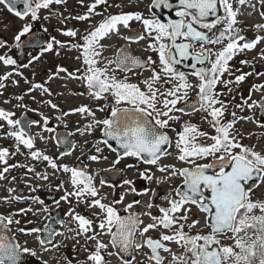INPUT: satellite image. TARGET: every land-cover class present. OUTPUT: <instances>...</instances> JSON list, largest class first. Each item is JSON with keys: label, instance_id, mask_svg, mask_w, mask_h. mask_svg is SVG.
I'll use <instances>...</instances> for the list:
<instances>
[{"label": "snow or ice", "instance_id": "6c2138e0", "mask_svg": "<svg viewBox=\"0 0 264 264\" xmlns=\"http://www.w3.org/2000/svg\"><path fill=\"white\" fill-rule=\"evenodd\" d=\"M78 2L85 12L69 17L53 7L66 5L67 0H0L2 9L20 21L11 43L0 38V66L8 69L0 75V89L6 87L5 81L13 75H23L19 71L21 67L32 68L33 80L25 78L29 87L24 95L39 90L41 97H51L53 93L45 85L60 78L80 81L85 91L74 95H87L102 102L97 104L95 111L80 105L65 112L51 99L31 97L38 106L47 105L59 111L61 114L56 119L64 127H67L64 117L69 115L92 118L83 129L77 127L75 132L49 137L58 145L67 144L71 150L63 151L60 156H70L77 145L68 139L69 136L76 133L91 136L99 129L100 138L91 148H84L87 139L80 146L82 151L77 160L82 166L58 163L60 156L54 159L36 148V137L30 132L33 126L41 128L38 133L41 141L47 139L43 132H55L42 112L37 113L43 122L41 125V121L26 120L23 115L14 118L15 112L0 108V130H4V137L15 142V151L0 147V165L3 166L0 167V181L7 180L6 174L15 168H26L35 179L49 181V174L36 172L34 166L8 163L10 157L21 152L22 146L28 150L31 160L46 162L53 170L52 175H64L65 179L56 185L57 191L63 190V195L55 200V204L57 207L61 202L69 205L65 219L56 221L64 232L56 231L49 224L43 228L21 227L20 219H16L29 212L34 216L41 211L48 213L47 206L0 214V264H27L26 257L49 264L28 246L27 241L21 244L10 235L13 224L17 225L18 233L32 236L43 252L52 249L59 252L61 244L53 243L56 236L74 241L73 251L86 253L83 260L76 259V264H112L109 258L114 256L119 257L120 264H264V192L259 195L256 192L264 187V147L259 144L264 134L256 137V143L245 144L243 141L255 134L238 127L241 122H251L264 129V84L252 85L248 96L242 97V102L235 104L231 111L235 96L227 99L234 91L231 85L239 86L246 77L254 74L264 76V73L253 72L235 75L230 67V61L237 55L264 43V35L257 34L248 40L241 34L245 29L240 26L242 21L238 17L245 14L246 7L255 10V4L252 0H151L148 11L153 14L145 17L141 12H107L110 7H124L121 3L110 4L109 0H91L87 5L85 0ZM259 3L260 16L264 19V0ZM101 7L103 12L98 10ZM156 10H168L172 18H161L155 14ZM41 12L47 14L41 16ZM247 14L251 15L250 12ZM97 16L101 19L91 23ZM53 18L61 24H66L69 19L88 22L89 28L82 37L75 29H57L70 39L61 41L52 36L42 43V38L34 32V25L41 19L51 22ZM132 22L142 25L143 31L133 29ZM254 27L258 33L264 31V23ZM122 29L127 30V34ZM43 32L48 33V28L43 27ZM80 39L83 43H79ZM114 39L122 40L124 44L117 46L110 58L105 52L112 48L110 41ZM141 41L146 44L144 51L155 53L157 59L152 55L142 59L131 54L129 46ZM26 46L33 51L38 49L39 54H30L27 63L20 64L11 53ZM72 49L77 51L80 67L69 71L58 65L49 72L46 81L35 82L37 62L45 53L59 56L61 50ZM260 58L264 59V49H261ZM240 63L249 62L241 60ZM178 66L191 71L179 70ZM144 71L149 73L147 77L138 83L131 82L128 73L140 75ZM61 73L65 75L60 76ZM117 73L124 75L121 78ZM226 73L234 79H225ZM190 76L196 78L195 84L189 81ZM12 83L18 82L12 80ZM218 86L224 91H218ZM190 90L196 91V99L191 103ZM254 92L261 93L259 100L252 98ZM24 95L15 99L23 101ZM15 107L25 112L37 111L24 103ZM235 109L240 112L247 109L253 114L238 115ZM96 111L106 113L105 117L97 118ZM192 113H200L212 132L202 130L190 121L182 123L179 131L173 127L183 115ZM169 131L174 136H170ZM105 148L115 153V159L102 171L113 176L122 175L119 183L101 178L97 184L99 172H90L89 165L84 162L85 156L87 161L94 163L108 161L109 157L103 154ZM92 149L95 154H91ZM170 157L182 166L165 163ZM125 160L134 163L117 167ZM140 165L148 167L141 170ZM132 169L149 186L138 189L136 180L126 176L127 170ZM176 179L180 180L179 184L174 183ZM153 184L155 188L151 186ZM161 185H167L164 195L158 190ZM29 187L36 191L35 186ZM105 187L111 191L103 192ZM15 191V188H9L8 195L0 199L6 204L31 199L44 205L37 196L12 195ZM129 195L148 196L143 205L146 210L132 211L142 202L133 199L125 203ZM156 199L163 203L156 204ZM80 207L83 212L77 211ZM153 209L158 214H154ZM142 217H147L150 222L145 223ZM48 219H52L51 215ZM152 232L157 235H150ZM170 245H174L175 250ZM144 249L147 251H142ZM137 254L145 259L137 260ZM63 260L64 264H73L66 256Z\"/></svg>", "mask_w": 264, "mask_h": 264}, {"label": "flooded vegetation", "instance_id": "af4514ba", "mask_svg": "<svg viewBox=\"0 0 264 264\" xmlns=\"http://www.w3.org/2000/svg\"><path fill=\"white\" fill-rule=\"evenodd\" d=\"M74 3V13H66V5ZM91 3V0H85V5ZM110 4H115V3H121L124 5L122 9L120 8H115V7H110L107 9V12L116 14L121 11L123 12H141L145 17H150L153 13H150L148 11L149 4L151 3V0H109ZM252 3L255 4V10L251 7H246L245 14L238 17L239 20L242 21V24L240 25L242 28L245 29L241 34L244 35L248 40H252L255 38L257 34L259 35H264V31H260L259 33L255 29V25L259 23H264V19L261 18L260 16V11H261V5L259 3V0H252ZM66 5H59V6H53L54 9H56L58 12H63L65 16H74L77 14H83L85 12V8L81 7L79 4L78 0H67ZM99 11L103 12V8L101 7L98 9ZM251 13V15H248L247 13ZM46 12H41V16L46 15ZM105 15L107 13H104ZM156 15L160 16L161 18H172L169 15L168 10H156L155 12ZM101 17L97 16L94 17L91 23H97ZM211 19V18H210ZM5 25H7V30H5ZM20 21H18L15 17H12L9 15L5 10L2 9V6H0V38H3L4 40L9 41L11 43L12 41V36L15 30L19 27ZM132 28L133 29H138L139 31H143L142 25H140L138 22H132ZM43 27L48 28V33L43 32ZM62 28H67V29H75L78 30L81 34V37L85 34V29L89 28V23L88 22H82V21H77L73 19H69L66 24H61L59 21L55 18L49 21H45L43 19L37 21L34 25V32L37 37L42 38L41 42L44 43L45 41H49L52 36L56 37L57 40L61 41H68L70 38L64 37L60 34V32L57 29H62ZM122 32L124 34H127V30L122 29ZM79 43H83V40L80 39ZM112 43V48L110 50H107L105 52V55L108 57H113L115 53V49L117 46H122L124 44V41L122 40H113L110 41ZM146 44L144 41H141L139 44H131L129 46V50L131 54L140 57L142 59L146 58L148 55H152L153 59H157L155 53L151 52H145ZM261 49H264V43H261L258 45L255 49L252 51L248 52L245 51L243 53H240L237 55L232 61H230V67L232 72L235 75H240L241 73H247V72H253V73H264V59L260 58L261 55ZM2 51V50H0ZM74 55L72 58V63H66V52L65 50H61V54L59 56L55 55L54 53H45L43 57L41 58V61L37 62V68H36V76H35V82L38 83H43L48 79V74L50 71H54L56 66H63L67 68L69 71H75L77 67H80V62L76 60V55L77 51L75 49L71 50ZM14 58L18 60L20 64L27 63L29 55H37L39 54V50L37 49L36 51H33L31 47L26 46L23 49L20 50H13V53H11ZM241 60H247L249 63L248 64H241ZM179 70L185 71V72H190V68H186L184 66H178ZM239 69V71H237ZM8 69H5L3 66H0V75L4 74ZM20 72H22V76L18 77L13 75L12 77L9 78L8 81H5L6 87L4 89H0V93H3L0 95V108L6 109V110H11L16 113V116L14 118H19L21 115L25 117L26 120H35V121H41L40 115H38V112H42L44 115H46L49 118L50 124L49 126L55 129V132L53 133H48V132H43L42 135L45 136L47 139L45 141H41L39 139L38 133H41V128L37 126H33L30 129V132L33 136L36 137V148L37 149H44L50 153L51 157L54 159L60 156V153H62L65 150H71L69 149V146L67 144H61L58 145L56 143L55 139H51L49 137H55L57 134H67L68 132H75L76 128L79 127L81 129L84 128V125L87 124L92 118L91 117H82L80 114H73L69 115L67 117H64V121L67 123V127H64V124L61 123V121L57 120L56 117L60 115L61 113L57 110H54L50 108L47 105H37L35 101L31 98L33 95L37 97L38 100L40 99H51L53 102H55L58 106L59 109L63 111H69L72 108L78 107L80 105H87L91 107L94 111L96 110L97 104L102 103V102H97L92 99H90L87 95H74L73 93H78V92H84L85 89L81 86L80 81L78 80H70V79H60L56 78L54 80L48 81V83L45 85L50 88L52 91L53 95L51 97H41L40 91L36 90L32 92L30 95H24L25 92H27L29 85L25 83V78L27 80L32 81L33 80V75H32V68H20ZM121 78L123 77V73H117ZM64 73H61L60 76H64ZM149 75L148 72L144 71L140 75H135L133 73H128V76L130 77L131 82L133 83H138L139 81L143 80L145 77ZM225 79H234V76H229L227 73L224 76ZM12 80H16L18 83L13 84ZM189 81L193 84H195L196 78L195 77H189ZM254 84H264V76H257V75H251L246 77L245 81L240 84L239 86L231 85L233 87L234 91L232 94L227 96V99L231 100L232 96H235V99L232 100V108H230V111L234 109L235 104H239L242 102V97H247L249 89L252 87ZM76 88L78 91L76 92ZM218 91H224L222 86H218ZM57 93H62V95H57ZM18 95H24L23 101H17L15 99L16 96ZM76 97L82 99V102L79 104H72V103H66L65 102V97ZM190 96V103L194 102L196 99V91L195 90H190L189 92ZM252 98L255 100H259L261 98V93L260 92H254L252 94ZM8 100L9 103L5 104L4 101ZM251 102V101H249ZM18 103H24L26 104L29 108L37 109V111L33 112H25L24 109L22 108H16L15 105ZM238 113V115H252V112H249L247 109H245L243 112H240L239 109H235ZM256 111V110H253ZM106 113L104 112H99L96 111V117L97 118H104ZM177 115H181L180 113H177ZM230 118V117H229ZM81 121H77V120ZM185 121H190L193 124L198 125L202 130L212 132V129L209 128V126L204 123L201 119V114L200 113H192L191 115H183L181 117V121L173 124V127L179 131L180 126L182 123ZM41 121V125H42ZM238 127H242V130L246 132H252L255 135L251 139H245L243 143L245 144H252L256 143V137L262 136L264 134V129L258 128L255 124H252L251 122H241ZM4 130H0V147H6L5 140H8L10 145H13L15 148V142L10 139L6 138L3 135ZM79 133H76L74 136H69L68 139L75 143L77 145V148L72 151V155H76V152H78L79 147V142L77 140V135ZM93 137L91 138V141L88 139V148H91L92 143L96 139L100 138V133L99 129H97L94 133ZM170 136H174V134L169 131ZM259 144L261 147H264V139H261L259 141ZM87 148V149H88ZM95 154V150L92 149V153ZM104 155H107L109 157L108 161H103L101 160L99 163H94L87 161L86 156L83 157L84 162L89 165V171L90 172H99V175L96 176V182L97 184L99 183V180L101 178L107 179L112 183H119L122 179L121 176H113L111 173H107L102 171V169L107 168L110 166V161L115 159V153L109 151V149L105 148L104 149ZM70 156H60L58 159V163L64 164V160L67 158L71 157ZM81 155V152H80ZM17 156L23 157L25 160L23 163H21L20 160L15 159ZM13 157H10L8 160V163L14 164V163H19V164H26L28 166H34L35 171L39 173H44L49 171L50 168L47 167L46 162L42 161H33L31 160L30 156H28V150L22 149L21 146V152ZM165 163H176L177 167L182 166L179 162H176L174 158H167L164 161ZM125 163H134V161L131 160H125L122 161L120 165L117 167L122 168ZM82 166L80 164V161H74L71 163L69 166ZM0 167H3L0 165ZM145 167H148L147 165H140L141 170ZM19 171V172H18ZM155 171V169H153ZM19 173V174H17ZM8 179L4 181H0V198H3L8 195V189L9 188H15L16 191L12 193V195H17L20 194L24 197H32V196H37L41 200L44 201V205L37 204L33 202L31 199L22 201V202H16L13 201L10 204H6L3 202L2 199H0V214L7 215L9 212H15L18 211L21 208H27L31 207L34 210L36 209H41L43 206H47L49 209L48 213L45 212H40L38 216L32 215L31 212H29L27 215H20L17 216L16 219H20L21 227H26V228H32V227H39L43 228L45 224H49L53 229H55L58 232H63L64 228L61 227L60 224L56 223L58 219H65L64 215L62 214L63 208L61 206L57 207L55 204V200L59 199L57 198V189L56 185H51V183H48V181H42V180H37L34 177L33 173H28L26 168H15L11 169L9 173L6 174ZM157 176L160 175V173H156ZM126 176L129 179H135L136 180V187L138 189L147 187L149 186L147 182L142 181L138 178V176L135 174V170H127ZM12 177H15L16 179L13 180ZM174 183L179 184L180 180L176 179ZM35 186L36 191H31L29 186ZM153 188L156 187L155 184L151 185ZM167 188V185H161L159 186V193L160 195L165 194V190ZM111 189L105 187L103 189V192H110ZM117 191H120V189H117ZM257 195H259L261 192H264V187L258 188L256 190ZM133 199H139L141 200V205H137L132 209V211L136 212H143L146 209L143 207L144 204L148 201L149 197L148 196H136L133 197L129 195L126 198L125 203H128L132 201ZM156 204H161L163 201L160 199H156L155 201ZM121 207V206H117ZM195 211V210H194ZM154 214H158L155 209H153ZM44 213V214H43ZM43 214V215H42ZM125 214V213H122ZM42 215V216H40ZM51 215L52 219H48V216ZM145 221V223H149L150 221L148 220L147 217H142ZM33 221V223L29 224L27 221ZM202 220V218H201ZM11 227V233L10 235L15 236L18 240L19 243H23L27 241V244L29 247L34 249V246L36 249H41L39 244L33 239L32 236H24L16 231L17 225L13 224L10 226ZM196 229L193 230L195 232ZM150 235H153L154 237L157 235V233L152 232ZM60 236H56L53 239V243H56L58 241V238ZM105 240H107V237H105ZM173 247L175 250L174 245H170ZM51 248V246L49 245ZM35 250V249H34ZM42 250V249H41ZM142 251H147L146 249ZM42 253V251H40ZM31 257H26V262L30 260ZM112 261V264H120V259L118 256H114L109 258ZM144 256L141 254H137V260H144Z\"/></svg>", "mask_w": 264, "mask_h": 264}, {"label": "rangeland", "instance_id": "374dc122", "mask_svg": "<svg viewBox=\"0 0 264 264\" xmlns=\"http://www.w3.org/2000/svg\"><path fill=\"white\" fill-rule=\"evenodd\" d=\"M74 3H70L68 5H66V13H74ZM66 54V59H65V62L66 63H72V58H73V55L74 53L71 51V50H65ZM78 91V89L76 88V92ZM65 102L68 104V103H72L74 105L76 104H79L82 102V99L76 97V99L74 97H65ZM77 121H81L80 119L77 120ZM94 134H92L91 136H80L79 134L76 136L77 137V140L79 142V147L81 145H83V142L85 139H89V141H91V138L90 137H93ZM5 144H6V148H9L10 151H15V148L13 147V145H10L9 141L8 140H5ZM88 144L87 145H84V148L87 149L88 148ZM22 149H25L22 147ZM27 151V149H26ZM42 151L51 156L50 152L44 149H42ZM82 151L81 147L78 149V152H76V155H72L71 157L67 158L66 160H64V164H68L70 165L71 163H73L75 160L79 162V160H77V157L80 156V152ZM16 157V156H15ZM15 159L17 160H20L21 163H23L25 160V158L23 159V157H19L17 156ZM19 172V171H18ZM52 172L53 170L52 169H49V171H47V173L49 174V181L48 183H51V185H58L60 180L62 179H65L64 175L62 173H56V175H52ZM19 174V173H17ZM57 193V198H59L61 195H63V190H60V191H56ZM63 208L62 210V214L64 215L65 217V213L68 211V208H69V205L68 204H65L64 202H61V204L59 205ZM77 211H81L83 212V207H80L77 209ZM44 214V213H43ZM42 214V215H43ZM85 215H88L87 212H84ZM40 215V216H42ZM67 220H70V217L69 218H66V221ZM17 228V227H16ZM65 231V229L63 230V232ZM65 235H69L68 233H65ZM25 239V238H24ZM24 239H23V243H24ZM28 241V240H27ZM56 243H59L61 244V248L59 250V252H57L56 249H52L50 252H40L42 251L41 249H36L35 245L34 246V249L35 251H37L38 255L39 256H42L43 259H46L48 260L49 264H64V260H63V257H68L69 259H71L73 261V264H76V259H80V260H83V258L85 257L86 253L83 252L82 250L79 251L78 253L77 252H74L73 251V244H74V241H71V240H67L64 238V236H60L58 238V241ZM79 247V246H77ZM27 264H40V260L35 258V257H31L30 260L28 261Z\"/></svg>", "mask_w": 264, "mask_h": 264}]
</instances>
